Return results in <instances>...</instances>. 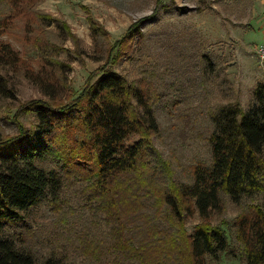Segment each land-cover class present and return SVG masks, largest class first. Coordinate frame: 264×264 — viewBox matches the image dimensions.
I'll list each match as a JSON object with an SVG mask.
<instances>
[{"label":"trees","instance_id":"trees-1","mask_svg":"<svg viewBox=\"0 0 264 264\" xmlns=\"http://www.w3.org/2000/svg\"><path fill=\"white\" fill-rule=\"evenodd\" d=\"M41 1L0 0V67L20 62L2 35L25 6ZM141 22L103 50V64L79 93L58 103H25L11 117L17 133L0 135V264H75L65 246L59 253L39 241L46 256L32 249L35 235L27 224L41 202L59 215L68 201L58 196L74 183L82 185L92 225L108 228L103 238L89 228L68 229L86 264H207V257L225 251L242 264H264V82L254 85L246 107L235 99L208 109L206 156L189 166L188 182H176L171 161L152 142L158 133L153 88L143 77L130 81L116 71L124 58L131 59L133 44L143 42ZM37 49L46 51L45 61L63 67L57 46ZM203 60L207 78L215 75L212 58ZM220 84L228 87L227 79ZM5 86L0 77L1 93ZM41 87L57 97L64 89L52 78ZM19 114L31 116L29 126ZM225 200L237 206L251 201L232 220V248L228 222L212 223ZM195 216L189 232L187 220Z\"/></svg>","mask_w":264,"mask_h":264},{"label":"rangeland","instance_id":"rangeland-1","mask_svg":"<svg viewBox=\"0 0 264 264\" xmlns=\"http://www.w3.org/2000/svg\"><path fill=\"white\" fill-rule=\"evenodd\" d=\"M263 3L264 0H162L157 5L156 0H42L34 7L25 6L22 15L11 21L10 29L2 35L3 41L19 53L20 62L0 67V77L6 85V92L0 91V135L17 133L16 119L11 117L25 103H58L79 93L88 75L103 64V50L134 22L142 21L139 31L143 42L133 44L131 59L124 58L116 71L130 81L143 77L150 83L147 87L153 88L156 96L153 116L158 125L152 142L171 161L176 182H188L189 166L206 156L208 109L235 99L246 107L257 83L251 73L258 68L264 74V60L258 54V46L264 43ZM152 15L153 19L146 20ZM38 45L46 50L57 46L58 61L63 67L45 61L42 53L46 51H39ZM204 55L212 58L217 77L215 74L207 78ZM50 78L55 83L62 82L61 96L45 94L41 85ZM220 78L227 79L228 87L219 86ZM18 117L27 126L32 122L30 115ZM81 186H63L58 197L68 201V206L59 215L49 203L41 202L27 220L35 235L31 248L38 247L42 256L49 254L40 246L39 241L44 240L45 247L60 253L65 246L70 259L75 256V264H86L83 257L77 256L76 243L68 229L80 232L89 228L92 235L105 236L108 228L104 223L92 225V215L83 206ZM250 202L237 206L225 200L224 212L212 220L213 224L228 222L225 229L231 248L235 246L232 220ZM197 222L196 216L188 219L187 230L190 232ZM206 261L242 264L228 251L216 259L207 257Z\"/></svg>","mask_w":264,"mask_h":264},{"label":"crops","instance_id":"crops-1","mask_svg":"<svg viewBox=\"0 0 264 264\" xmlns=\"http://www.w3.org/2000/svg\"><path fill=\"white\" fill-rule=\"evenodd\" d=\"M263 7H264V3H263ZM251 11V10H250ZM262 12H264V9H262ZM261 27V26H260ZM263 33H264V27H263ZM264 42V41H263ZM264 70V69H263ZM252 79L254 78L255 82H264V81H260L258 79H262L264 78V74L262 75V72L260 71V69L258 68H254L253 72L251 73L250 76ZM256 84V83H255Z\"/></svg>","mask_w":264,"mask_h":264},{"label":"built area","instance_id":"built-area-1","mask_svg":"<svg viewBox=\"0 0 264 264\" xmlns=\"http://www.w3.org/2000/svg\"><path fill=\"white\" fill-rule=\"evenodd\" d=\"M258 54L259 57L264 60V43L260 46H258Z\"/></svg>","mask_w":264,"mask_h":264}]
</instances>
